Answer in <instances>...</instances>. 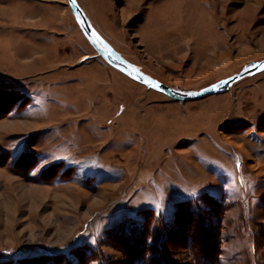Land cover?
<instances>
[{
	"label": "rangeland",
	"instance_id": "obj_1",
	"mask_svg": "<svg viewBox=\"0 0 264 264\" xmlns=\"http://www.w3.org/2000/svg\"><path fill=\"white\" fill-rule=\"evenodd\" d=\"M77 2L177 90L264 59V0ZM0 264H264V66L182 100L67 0H0Z\"/></svg>",
	"mask_w": 264,
	"mask_h": 264
},
{
	"label": "water",
	"instance_id": "obj_2",
	"mask_svg": "<svg viewBox=\"0 0 264 264\" xmlns=\"http://www.w3.org/2000/svg\"><path fill=\"white\" fill-rule=\"evenodd\" d=\"M69 5L74 8L75 12L78 14L81 20V28L83 29L84 33L88 36V38L92 41V43L96 46L97 50L103 56V59L110 64L111 66L115 67L116 69L122 71L131 79L149 87L153 90L158 92L175 96L182 100H195L207 96L209 94L217 93L222 91L223 89L227 88L232 83L254 73L259 68L264 66V59L260 61L253 62L247 68L243 69L239 73L233 74L230 77L225 78L223 81L210 85L200 91L197 92H189V91H181L177 90L173 87H170L162 82L155 81L152 79L145 78L139 75L133 68L123 62L121 59L115 57L111 50L105 45V43L95 34L92 30L89 22L85 16L83 9L78 4L77 0H67Z\"/></svg>",
	"mask_w": 264,
	"mask_h": 264
},
{
	"label": "bare ground",
	"instance_id": "obj_3",
	"mask_svg": "<svg viewBox=\"0 0 264 264\" xmlns=\"http://www.w3.org/2000/svg\"><path fill=\"white\" fill-rule=\"evenodd\" d=\"M84 57H86V56H84ZM84 57H83V58H84ZM107 187L109 188V186H107ZM105 188H106V187H105ZM104 192H105V191H104Z\"/></svg>",
	"mask_w": 264,
	"mask_h": 264
},
{
	"label": "crops",
	"instance_id": "obj_4",
	"mask_svg": "<svg viewBox=\"0 0 264 264\" xmlns=\"http://www.w3.org/2000/svg\"><path fill=\"white\" fill-rule=\"evenodd\" d=\"M115 68V67H114Z\"/></svg>",
	"mask_w": 264,
	"mask_h": 264
}]
</instances>
